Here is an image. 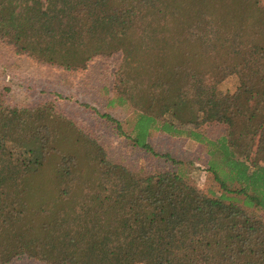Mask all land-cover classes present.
Segmentation results:
<instances>
[{"label":"trees","instance_id":"16d2710c","mask_svg":"<svg viewBox=\"0 0 264 264\" xmlns=\"http://www.w3.org/2000/svg\"><path fill=\"white\" fill-rule=\"evenodd\" d=\"M0 42L72 72L122 53L108 106L132 113L124 135L203 145L218 187L173 159L118 165L53 103L0 94V264H264V0H0Z\"/></svg>","mask_w":264,"mask_h":264},{"label":"rangeland","instance_id":"374dc122","mask_svg":"<svg viewBox=\"0 0 264 264\" xmlns=\"http://www.w3.org/2000/svg\"><path fill=\"white\" fill-rule=\"evenodd\" d=\"M122 57V53H117L111 57L96 58L85 70L72 72L39 65L27 56L16 55L11 47L0 42V94L7 104L19 108L53 103L78 128L98 139L109 159L118 165L133 171L155 173L165 168L177 169L179 165L175 166L173 159L184 164L181 167L202 191L207 192L209 188L218 191L208 171L209 157L203 145L156 131H152L149 142L157 155L132 145L127 137L132 134L133 126L129 127L128 123L133 117L132 113L108 106L113 93L114 75ZM235 80L232 77L223 81L221 90L224 93L234 91ZM106 114L122 122L120 132L123 135L107 122ZM204 131L213 139L226 134V129L219 124L207 125ZM14 264L43 263L25 259Z\"/></svg>","mask_w":264,"mask_h":264}]
</instances>
